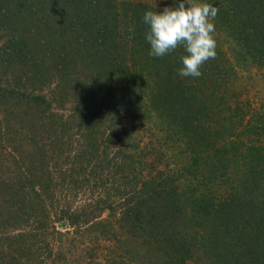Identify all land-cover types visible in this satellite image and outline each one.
<instances>
[{
  "label": "trees",
  "instance_id": "trees-1",
  "mask_svg": "<svg viewBox=\"0 0 264 264\" xmlns=\"http://www.w3.org/2000/svg\"><path fill=\"white\" fill-rule=\"evenodd\" d=\"M178 2L0 0V264L79 240L75 264H264V111L238 86L264 0H198L219 11L197 78L149 55L144 12Z\"/></svg>",
  "mask_w": 264,
  "mask_h": 264
},
{
  "label": "clouds",
  "instance_id": "clouds-1",
  "mask_svg": "<svg viewBox=\"0 0 264 264\" xmlns=\"http://www.w3.org/2000/svg\"><path fill=\"white\" fill-rule=\"evenodd\" d=\"M219 9L198 0H179L175 7H164L162 11H145L143 23L148 31L145 39L150 45L149 55L163 57L178 48L184 55L179 57L181 77L197 78L201 67L216 58L214 21Z\"/></svg>",
  "mask_w": 264,
  "mask_h": 264
},
{
  "label": "rangeland",
  "instance_id": "rangeland-1",
  "mask_svg": "<svg viewBox=\"0 0 264 264\" xmlns=\"http://www.w3.org/2000/svg\"><path fill=\"white\" fill-rule=\"evenodd\" d=\"M126 1V0H125ZM138 1H145L150 3L155 2H163L164 0H138ZM244 77L240 78V89L242 92L240 95L244 98H249L250 102L255 105V107H259L261 110L264 111V67L263 68H251L248 72H240ZM251 77V78H249ZM244 86V88H243ZM239 93V91H237ZM104 216H107V212L103 214ZM68 224L67 223H60L58 224V227L61 228V230H65ZM67 247L70 249L69 252V259L72 264H75L76 262L82 261L81 257L85 255L86 246L88 243H85L84 240L76 241L75 243H66ZM184 264H197L194 259L187 260Z\"/></svg>",
  "mask_w": 264,
  "mask_h": 264
}]
</instances>
